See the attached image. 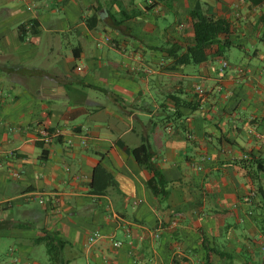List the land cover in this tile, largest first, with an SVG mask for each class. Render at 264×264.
Instances as JSON below:
<instances>
[{
    "label": "crops",
    "instance_id": "1",
    "mask_svg": "<svg viewBox=\"0 0 264 264\" xmlns=\"http://www.w3.org/2000/svg\"><path fill=\"white\" fill-rule=\"evenodd\" d=\"M192 11L230 46L179 65ZM154 124L166 198L125 151ZM47 236L57 264H264V0H0V264H56Z\"/></svg>",
    "mask_w": 264,
    "mask_h": 264
},
{
    "label": "trees",
    "instance_id": "2",
    "mask_svg": "<svg viewBox=\"0 0 264 264\" xmlns=\"http://www.w3.org/2000/svg\"><path fill=\"white\" fill-rule=\"evenodd\" d=\"M192 29L194 33L195 46L181 52L180 48L172 47L168 51V55L175 59L179 65H185L190 63H200L207 60L209 51L216 46L211 54L212 58H220L223 56L226 49L229 48L230 43L227 40V36L232 32L231 25L224 19H216L213 17L202 15L197 11L191 12ZM96 20L90 18L87 21L88 27H93ZM24 28L20 27V33L23 34ZM178 113H174L173 117L177 116ZM172 117V116H171ZM159 130L160 127L154 124L152 137L154 139L153 144H149L144 138L141 139V144L134 149H125L126 152L132 154L140 167L148 170L151 173V178L146 182V187L154 196H161L166 198L167 196V182L165 181L162 172L153 162V156L156 152L161 149V144L158 136L155 135V131ZM38 147H43V143L37 141L35 143ZM120 148L125 146L120 143ZM156 149L153 151V148ZM42 154L45 151L42 150ZM113 185V179L110 173H108L100 164L94 168L93 178L90 183L91 192L93 194H103L107 188ZM52 239L45 237L43 242L47 249V254L50 261L58 263L57 255L52 247Z\"/></svg>",
    "mask_w": 264,
    "mask_h": 264
},
{
    "label": "built area",
    "instance_id": "3",
    "mask_svg": "<svg viewBox=\"0 0 264 264\" xmlns=\"http://www.w3.org/2000/svg\"><path fill=\"white\" fill-rule=\"evenodd\" d=\"M106 41H108V39H106ZM226 67H227V63L226 62H223L221 68L224 69ZM195 91L199 95H201L203 93V90L200 87H196L195 88ZM36 135H37L38 141L42 142L43 145H49V144H51L56 139V137L58 136V134L55 131L51 130L49 127L44 126V125L39 126L37 128ZM244 200L247 201L248 198H246ZM96 236H97V234L95 233L89 239L91 240V239L95 238ZM113 245L115 247H119L121 244H120V242L115 241L113 243ZM14 261L16 262L17 261V258H15Z\"/></svg>",
    "mask_w": 264,
    "mask_h": 264
}]
</instances>
